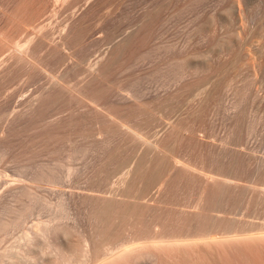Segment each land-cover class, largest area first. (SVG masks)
<instances>
[{"label":"rangeland","instance_id":"1","mask_svg":"<svg viewBox=\"0 0 264 264\" xmlns=\"http://www.w3.org/2000/svg\"><path fill=\"white\" fill-rule=\"evenodd\" d=\"M155 158L148 196L188 183L172 208L212 199L202 177L234 180L225 264H264V0H0V264L22 262L39 218L88 229L80 187ZM197 214L153 231L185 237Z\"/></svg>","mask_w":264,"mask_h":264},{"label":"bare ground","instance_id":"2","mask_svg":"<svg viewBox=\"0 0 264 264\" xmlns=\"http://www.w3.org/2000/svg\"><path fill=\"white\" fill-rule=\"evenodd\" d=\"M238 12L240 11L235 8L231 11L232 15ZM252 12L253 10L247 9V13ZM231 40L238 43L240 39L232 33ZM151 161L142 159L136 162L131 169L126 170L108 186L95 184L81 186L75 197L81 199L86 206L88 216L86 224H89V228L78 226L80 220L78 222V219L70 214H64L67 219L59 223H52L55 217L39 218L34 223L37 226L41 224L36 227L38 229L35 228L34 242L21 252L22 262L10 260L8 264H155L156 258L160 264H225L228 235L225 236L221 225L226 222V194L224 185L219 180L221 178L213 176L200 178V184L215 186L213 197L208 202L201 203L202 205L195 203L192 210L186 208L185 210L183 207L172 208L166 206V203L173 199L177 190L186 188L188 183L181 177L173 176L167 186L148 196L161 159L155 158L153 162ZM224 180L226 181V179L222 181ZM262 191L264 193V190ZM68 197L71 198L72 195ZM58 200L64 202L65 199ZM212 210L217 211V217L212 218L211 214H208ZM166 212L180 214L190 212L195 216L199 213L203 215L201 221L189 224L202 225L199 229L192 225L188 226L184 231L185 237L179 234L165 240L166 238L161 237L162 232L160 230L154 232L153 228L157 224H162ZM169 245L179 254L177 260L167 258L165 253Z\"/></svg>","mask_w":264,"mask_h":264}]
</instances>
